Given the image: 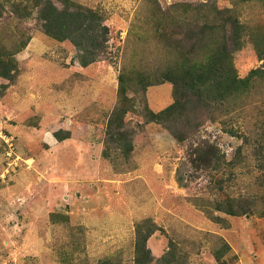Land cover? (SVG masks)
<instances>
[{
    "label": "rangeland",
    "instance_id": "obj_1",
    "mask_svg": "<svg viewBox=\"0 0 264 264\" xmlns=\"http://www.w3.org/2000/svg\"><path fill=\"white\" fill-rule=\"evenodd\" d=\"M0 264H264V0H0Z\"/></svg>",
    "mask_w": 264,
    "mask_h": 264
}]
</instances>
